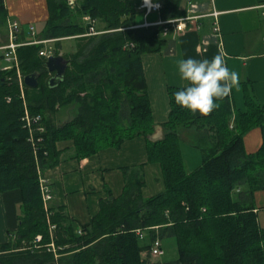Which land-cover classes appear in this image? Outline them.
I'll list each match as a JSON object with an SVG mask.
<instances>
[{
  "label": "trees",
  "instance_id": "trees-1",
  "mask_svg": "<svg viewBox=\"0 0 264 264\" xmlns=\"http://www.w3.org/2000/svg\"><path fill=\"white\" fill-rule=\"evenodd\" d=\"M156 1L163 23L136 26L134 0H75L74 8L69 0H46L40 39H54V54L65 38L76 40V50L63 54L68 66L62 81L48 85L44 43L18 46V65L0 67V193H21L17 227L0 242V264H264V225L254 200L264 189V102L244 85V109H234L224 97L212 113L200 115L174 102L173 93L184 87L169 86L163 135L151 139L155 123L142 55L166 47L164 28L171 31L168 21L186 15L183 3L189 0ZM84 15L103 24L97 33H89ZM6 19L0 0V27ZM35 71L36 87L19 82ZM72 103L74 118L55 124L51 116ZM27 115L41 120L30 129ZM254 127L261 129L262 142L247 152L243 137ZM192 128L201 163L188 170L180 130ZM137 136L146 140L147 160L161 167L163 191L142 195L141 164L122 169V193L106 190L88 221L71 217L52 198L44 200L40 177L61 160L57 141L73 140L74 155L83 158ZM164 237L176 241L174 260L150 254L153 242Z\"/></svg>",
  "mask_w": 264,
  "mask_h": 264
},
{
  "label": "crops",
  "instance_id": "crops-1",
  "mask_svg": "<svg viewBox=\"0 0 264 264\" xmlns=\"http://www.w3.org/2000/svg\"><path fill=\"white\" fill-rule=\"evenodd\" d=\"M134 1L138 4L137 26L163 22L159 9L147 11L144 0ZM190 1L195 4V11L204 16L188 21L187 27L182 31L172 30L165 34L170 39L162 51L142 55L147 93L155 123L150 138L154 140L163 135L160 124L167 120L170 111L168 87L187 86V81L182 80L178 72V62L181 59L210 60L213 56H221L229 70L238 75V84L226 96L231 100L232 107L245 108L244 85L249 87L258 102H264V0H189L183 3L187 10ZM151 2L156 0H150ZM4 4L7 19L2 27L5 29L6 39L2 40L0 46L9 42L10 19L20 23L21 42L39 40L42 37L48 18L46 0H4ZM214 11L218 13L217 17L210 15ZM214 20L219 27L217 35L212 29ZM29 25H33L34 35L29 32ZM65 40L73 41L70 52H74L75 38H65L62 41ZM51 43L54 41L46 43L47 45L44 43V50L50 46L55 49ZM65 52L67 51L61 47L59 54ZM76 113L77 104L72 103L60 107L51 118L55 124L62 125L74 118ZM187 135L193 136V145L197 138L196 130H180V137L186 138ZM243 141L247 152L256 151L262 142L261 129L252 128L244 135ZM56 146L62 151L61 160L54 167L47 168L43 177L52 188L51 202L64 205L67 213L79 221H88L97 213L100 199L106 197V190L109 189L116 196L122 193L125 186L124 167H139L143 164L144 197L164 190L161 167L158 163L147 160L146 140L143 136L126 140L119 148L108 147L83 158L74 155V142L71 139L59 140ZM254 200L259 221L264 225V189L254 193ZM20 202L19 190L0 193V242L8 240V231L16 229Z\"/></svg>",
  "mask_w": 264,
  "mask_h": 264
},
{
  "label": "clouds",
  "instance_id": "clouds-1",
  "mask_svg": "<svg viewBox=\"0 0 264 264\" xmlns=\"http://www.w3.org/2000/svg\"><path fill=\"white\" fill-rule=\"evenodd\" d=\"M145 4L149 0H144ZM180 78L187 86L173 93L174 102L195 113L207 114L218 107L215 101L226 97L238 84V75L230 71L224 59L213 56L209 59H181L178 62Z\"/></svg>",
  "mask_w": 264,
  "mask_h": 264
},
{
  "label": "built area",
  "instance_id": "built-area-1",
  "mask_svg": "<svg viewBox=\"0 0 264 264\" xmlns=\"http://www.w3.org/2000/svg\"><path fill=\"white\" fill-rule=\"evenodd\" d=\"M72 3H73V0H69V4H72ZM160 6H161L160 2L156 1V2L151 3L150 6H146V9H147V11L152 10V9L158 10L160 8ZM188 6L189 7H188V10H187V13L185 16L168 21L171 23L172 30L182 31L187 27L188 21L198 20L199 18L204 16L202 14H198L195 11L196 6L191 1L189 2ZM217 14L218 13L216 11L210 13V15H213L214 17H217ZM85 19H89V20L94 21L89 16H86ZM162 23H160V24H162ZM20 29H21V26H20V23L18 21L11 20V19L8 20L9 42L6 45H1L0 50H2L3 57L10 64V66L9 67H2L3 69H9L13 66L18 65V56H17V52H16V48L18 46L23 45V44H31V43H45L46 44L48 42L54 41V39H48V40L47 39H40V40H34V41H30V42H20V41H18ZM212 29H213L214 33H216V35H217L219 32V27H218L216 20L213 21V28ZM29 32L31 35H34L35 30H34L33 25H29ZM169 32H170L169 28L165 27L164 28V35L169 33ZM89 33L90 34L97 33L95 28L93 27V25L90 26ZM52 49H53L52 47L48 48L47 50L43 49L40 51V54L48 56L49 54L53 53ZM22 81H23V79L20 78L19 82L22 83ZM40 120H41L40 115H34V116L27 115V125L30 127V129H32L33 124H37ZM37 130H39L40 132L43 131L42 125L38 124ZM40 183H41V188H42L44 200H46V201L50 200L52 198V193H51L50 187L47 184V180L41 176L40 177ZM37 238H40V236H38ZM162 253H163V249L161 247V242H160V240L156 239L150 248V254L153 257H157V256L162 255Z\"/></svg>",
  "mask_w": 264,
  "mask_h": 264
},
{
  "label": "rangeland",
  "instance_id": "rangeland-1",
  "mask_svg": "<svg viewBox=\"0 0 264 264\" xmlns=\"http://www.w3.org/2000/svg\"><path fill=\"white\" fill-rule=\"evenodd\" d=\"M74 1L75 0H73V3L71 4L73 8L76 5L74 4ZM86 16L87 15H84L83 19L86 21V23H90L91 25H93L94 28L96 26L100 28L103 25L99 21L96 22V21H92L89 19H85ZM3 39H6L5 29L1 26L0 27V43L2 42ZM51 45L55 46V43H51ZM71 45H73V41L65 40L61 42V47L67 52H70L72 50L70 49ZM0 55H1V51H0ZM0 64H1V68L10 66V64L5 59H1V58H0ZM192 140L194 141V138L192 135H187L186 138L182 136L180 139V150L184 158L187 169L194 168L201 161L200 150L192 145ZM160 242L163 248V253L162 255L157 256L156 259L160 261H171L178 257L177 245L173 237L161 238Z\"/></svg>",
  "mask_w": 264,
  "mask_h": 264
},
{
  "label": "water",
  "instance_id": "water-1",
  "mask_svg": "<svg viewBox=\"0 0 264 264\" xmlns=\"http://www.w3.org/2000/svg\"><path fill=\"white\" fill-rule=\"evenodd\" d=\"M45 66L51 76L48 79V85L53 87L58 85L64 76L68 66V59L63 54H49L45 59ZM39 71L27 74L23 77L25 85L36 87L38 84Z\"/></svg>",
  "mask_w": 264,
  "mask_h": 264
},
{
  "label": "bare ground",
  "instance_id": "bare-ground-1",
  "mask_svg": "<svg viewBox=\"0 0 264 264\" xmlns=\"http://www.w3.org/2000/svg\"><path fill=\"white\" fill-rule=\"evenodd\" d=\"M152 3V2H151ZM151 3H150V0H149V3L148 4H146L147 6H150L151 5ZM150 4V5H149ZM161 23V22H160ZM159 24V23H158ZM142 237V236H141Z\"/></svg>",
  "mask_w": 264,
  "mask_h": 264
}]
</instances>
